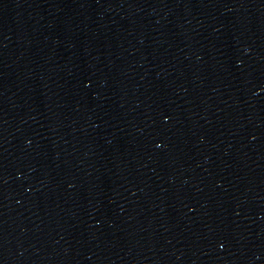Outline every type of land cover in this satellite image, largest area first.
I'll list each match as a JSON object with an SVG mask.
<instances>
[{"label": "water", "instance_id": "1", "mask_svg": "<svg viewBox=\"0 0 264 264\" xmlns=\"http://www.w3.org/2000/svg\"><path fill=\"white\" fill-rule=\"evenodd\" d=\"M0 264H264V0H0Z\"/></svg>", "mask_w": 264, "mask_h": 264}]
</instances>
